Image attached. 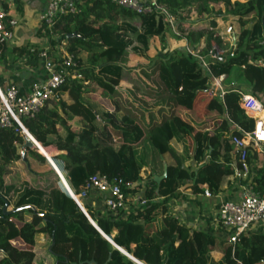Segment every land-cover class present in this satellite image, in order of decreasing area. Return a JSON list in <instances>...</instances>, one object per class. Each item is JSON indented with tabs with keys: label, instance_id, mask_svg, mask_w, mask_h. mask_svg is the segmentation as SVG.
Wrapping results in <instances>:
<instances>
[{
	"label": "trees",
	"instance_id": "obj_1",
	"mask_svg": "<svg viewBox=\"0 0 264 264\" xmlns=\"http://www.w3.org/2000/svg\"><path fill=\"white\" fill-rule=\"evenodd\" d=\"M157 1L167 7L179 30L190 19L191 10L197 16L220 15L222 11L216 5H222L225 13L236 17L240 28L236 43L231 46L234 56L210 63L211 75L183 49L173 48L158 57L152 69L127 71L124 76L123 66L130 51L148 57L151 38H158L162 48L168 49V33L170 37L179 36L155 13L138 14L106 0H75L79 12L61 15L52 33L58 36L53 44L64 40L65 52L75 63L67 68L68 72H77L82 78L69 77L55 96L34 117L23 118L22 124L40 145H52L61 151L57 159L65 164L69 185L76 194L86 189L93 175L101 174L109 179L138 182V186L124 189V194L131 199L144 186L145 202L127 212L119 209L101 213L83 198L96 229L67 193L58 188L33 189L21 180L14 163L21 159L24 136L15 129L1 128L0 193L19 210L5 215L0 199V264H88L90 260L95 264H135L104 236L145 264H264V231L242 233L232 247L213 233L187 227L167 208L168 200L183 184L195 194H218L224 183L226 190L240 185L264 193V142L260 151L248 149L247 176L235 174L234 162L240 173L242 167L230 139L243 137L255 126L254 119L240 105L241 93L246 90H229L222 97L210 91L213 77L222 73L229 76L236 68V76L245 83L247 91L264 95V0ZM1 5L6 10L4 0ZM134 19L139 20L138 27L133 24ZM71 33L77 36L68 37ZM38 34L50 36L49 30L41 26ZM202 37L205 47L197 51L201 55L206 54L211 42L230 47L213 30H190L186 39L194 50ZM133 42L137 45L129 49ZM27 46L14 48V52L25 55L27 66H37L40 48ZM0 49L1 64L7 62V45ZM124 78L126 83H122ZM90 92L102 95L105 124L101 128L88 102L92 99ZM204 110V118L195 131V117ZM135 119L139 126L134 124ZM213 120L217 122L211 127ZM108 123L122 136L118 147L113 146ZM176 134L185 140L193 136L187 155L192 154L198 163L194 169L183 167L179 153L170 144ZM26 154L37 162H45V157L35 150H27ZM165 154L174 163H167V175L157 184L153 176L158 164L166 159L161 158ZM144 167L151 172L142 178ZM161 196L164 199L160 203ZM161 204L162 214L147 235L150 226L146 224L153 221ZM25 205L36 210L24 208ZM40 235L48 244L37 248ZM220 243L225 244L222 258L215 261L211 253Z\"/></svg>",
	"mask_w": 264,
	"mask_h": 264
},
{
	"label": "built area",
	"instance_id": "obj_2",
	"mask_svg": "<svg viewBox=\"0 0 264 264\" xmlns=\"http://www.w3.org/2000/svg\"><path fill=\"white\" fill-rule=\"evenodd\" d=\"M106 1L119 7L130 9L138 14L155 13L157 17L159 15L162 16L164 21L171 25L175 21L167 7L158 3L157 0ZM78 12L75 0H48L40 15L41 27L49 30L50 33L49 37H44V46L38 53L40 58L38 65L41 68L40 70L45 73L43 80L33 84L28 93H21L13 84L7 85L5 88L0 86V129L8 128L19 131L23 136H28L36 148H40L41 145L28 133L22 124V119L34 117L44 103L55 96L58 89L69 77L70 79L82 78V75L77 72L71 74L68 72L67 68L75 63H73L72 57L65 52L64 40L53 44V41H57L58 36L52 33V28L61 15L76 14ZM5 16L4 9L0 8V46L9 43L13 37V32L5 25ZM231 30V27H228L227 32L230 33ZM188 32L189 30L186 29L181 33L187 43L186 37ZM185 48V54L190 55L198 61L211 75L212 69L210 63H221L227 55L230 57L234 56L232 48L224 49L216 42H211L204 55L195 52L189 45ZM213 79L216 78L213 77ZM240 105L245 113L255 121L252 132L245 133L240 138L232 136L230 139L234 147L233 151L237 154L238 162L242 167V172L240 173L236 168L235 174L238 177H243L248 174L249 170L246 162L249 145L253 144L255 146L264 142V95L259 91L241 93ZM19 154H24L21 148ZM136 185L137 182L134 181H124L121 178L109 179L106 175L95 174L89 179L85 190L78 194L71 188L70 190L79 201L86 198L90 192L100 194L103 196L104 211L116 212L119 209L125 210L126 206L129 207L131 204H134L132 201L136 194L129 199L125 196L124 189H132ZM204 193L207 196L210 195L207 191ZM144 202V199H140L138 204H143ZM217 218L220 227L224 231L227 243L233 247L240 234L255 231V229L258 230L264 226V193L244 188V193L240 198L220 203L217 209Z\"/></svg>",
	"mask_w": 264,
	"mask_h": 264
},
{
	"label": "crops",
	"instance_id": "obj_3",
	"mask_svg": "<svg viewBox=\"0 0 264 264\" xmlns=\"http://www.w3.org/2000/svg\"><path fill=\"white\" fill-rule=\"evenodd\" d=\"M47 2L48 0H16V1L4 0V3H6V10H4L6 13L5 25L8 29H10L13 32V37L11 41L6 44L7 62L3 61L0 64V79H1L0 86L2 88H5L7 85L13 84L20 90L21 93H28L33 84L43 80L45 73L42 70H40L41 68L39 67V65L34 67L27 66L26 65L27 59L25 60V55L15 54L14 48L18 49L21 47H28L27 45L31 47H38L40 48V50L43 48L45 39L43 36L39 35L38 33H39V28L41 26L40 15L43 9L45 8ZM1 3L2 0H0V8L4 9ZM216 8L221 9L222 13L220 15L203 14L201 16H197L196 11L194 9L191 10L189 16L190 19L193 20L192 23L193 27L191 26L189 19H186L183 25L184 27L181 29V31L177 29V25L175 22L172 25L169 23L175 35L178 36L179 33L177 32H180L179 35L182 38L180 41L183 42V46L186 47L187 45H189V43H187L184 40L183 36L181 35V33L184 30L186 29H188L189 31L201 30L203 31V33H206L208 30H213L215 34H218L221 37V39L225 43H228V45L230 46V47H223L224 49L232 48L231 46H233L236 43V33H237L236 27H234L235 25L232 24H228V25L226 24V23H230L231 20L227 18L229 14L224 12V7L222 5H216ZM158 18L159 17H157V19ZM134 20L132 22H134ZM213 24H215V26H213ZM134 25L136 27L139 26V24L138 25L134 24ZM228 27H231L232 29L230 33L227 32ZM204 41H205V37H202L200 43L199 44L196 43L193 46V48L196 47V49H194L195 52L205 47ZM236 75H237L236 68H234V70L231 72L229 76H227L225 73H222L218 78L213 80V84L211 85L210 91L214 93V95L218 94L220 97L226 91L229 90L241 89L244 91L246 90L245 92L243 91L244 93H252L250 91H247L248 88L245 86V83H243L241 79H238ZM126 82H127V78H124L122 83H126ZM122 86H123L122 88L125 89V86L124 85ZM204 113L205 110L201 112L200 116H198V114L196 115L195 126H194L195 131L198 129L201 120L204 118ZM215 122L217 121L213 120L211 122V127L215 126ZM193 140H194L193 136L185 140L183 137L176 134L175 137L170 141V144L179 153V157L182 160L183 167L186 169H194L198 165V163L193 159L192 154L191 157L187 155L190 147L193 144ZM175 144L177 145V147ZM53 147L54 149H56L55 146L52 145L49 146V148L51 149H53ZM184 148L185 150L187 149L185 153L182 152ZM249 148L252 149L257 148L260 151L262 149V142L255 146L251 144L249 145ZM180 153H182V155H180ZM161 158H166V154ZM186 161H189L188 165L185 164ZM170 162L171 161L168 159V163ZM246 176L247 174L243 177L245 178ZM141 177L145 178L146 177L145 173L142 172ZM229 179H231V177ZM227 180L228 178L226 179V181ZM22 181L26 182L24 180ZM138 184L139 183L137 182L136 186H138ZM186 187L187 184L179 185V187L177 188V193L168 200L167 208L170 214L175 218H177L182 224L186 225L187 227L191 229L201 230L207 233H213L214 235L220 237L222 240H224L227 243L226 236L224 235V231L220 227L217 218V208L220 205V203L223 201L235 200L240 198L244 193V187L238 185L235 189L232 188L226 190V183H224L221 186L222 188L221 192L213 195L210 194L209 196L205 195V193H199V194L192 193ZM95 194L97 193L90 192L89 195L84 199V201L89 207L102 213L104 211L103 199L101 198L97 199V196ZM140 199H144V186L140 187V191L133 198L132 202L134 204H131L129 207L126 206L124 211L127 212V210L131 209L133 206L138 204V201ZM163 199H164L163 196L159 197L160 203L162 202ZM162 204L159 205V208L155 211L154 213L155 216L153 221L146 224L150 226L147 235H149L152 232V230L155 228L162 214L161 213ZM123 250L127 254L132 255L128 253L125 249ZM211 257L215 261L221 260L222 251L220 244H218L217 248L211 253Z\"/></svg>",
	"mask_w": 264,
	"mask_h": 264
},
{
	"label": "rangeland",
	"instance_id": "obj_4",
	"mask_svg": "<svg viewBox=\"0 0 264 264\" xmlns=\"http://www.w3.org/2000/svg\"><path fill=\"white\" fill-rule=\"evenodd\" d=\"M228 14L229 15L227 16V18L231 21H230V23H226V24L227 25L228 24L235 25L234 27H236V30L239 33V31H240L239 24L236 20H234L236 17L230 13H228ZM188 18H190V17H188ZM189 22H190L191 26L193 27V24H192L193 20L189 19ZM133 24L138 25L139 20L135 19ZM177 33L180 34V32H177ZM179 34H178V36L180 39L175 38V37H170V35L168 33V39L170 38L168 40V42H169L168 49L162 48V46L159 44L158 38H156V37L151 38L149 41V47L150 48H149V51L147 52V54L149 55L148 57L143 56V55H139V54H135L133 51H130V56L128 58V61L123 66V75L126 76L127 71H134L136 69L142 70V69H145L147 67L149 69H152L154 67L153 62H155L157 60V58L160 57L161 55H163L167 50H172L173 48L174 49H180V50L186 49L185 46H183V42L180 41L182 38ZM132 45H137V42H133L128 48L130 49ZM190 47H191V45H190ZM97 91H100V93H101V90L98 88H97ZM93 93L94 92H90L89 95L92 96V99H90V101H88V102L91 104V106L94 109V113L97 115V120H98L97 126L99 128H101V126L103 124H105V120H104V117L102 115V112L104 110V104H103L102 100L100 99V98H102V95L94 96ZM134 114H135V116L138 117V114H136V113H134ZM134 124L138 125V126L140 125L138 123V119L134 120ZM76 125H80V124L76 123ZM79 127L80 126H77V128H79ZM108 129L111 133L113 146L118 147V145H120L123 142L121 134L114 131V129L111 127V124H109V123H108ZM176 147H177V145H176ZM137 148H139L138 145H136V149ZM36 151L45 156V162L44 163H40V162L32 160L27 154H25V158H26L25 161L18 159L14 163L15 167L19 169V170L18 169L17 170L20 171L22 180L26 181L33 189L48 191L51 188H58L61 191L67 193V189L71 188L69 185V181H68V172L65 168V164L60 159H57V155H59L61 152L58 151L57 148L54 149V147H53V149H51V148H46L42 145L40 146V148H36ZM186 151H187V149L185 150V148L182 150V152H184V153ZM180 155H182V153H180ZM168 159L171 161L170 163H174V160L170 159L169 157L164 159V161L162 163H159L157 168H156V171H157L156 174L157 175H160L162 173L163 163L167 164ZM189 161H186L185 164L188 165ZM145 169H147V170H145ZM142 172L145 173L146 176H148V175H150L149 173L151 172V169L149 167H144L141 170V173ZM91 193H93V192H91ZM95 195L97 196V199H100V198L103 199V197H101L100 195H98V194H95ZM80 202L82 204H84L83 200H80ZM12 208L13 207L10 204L9 209H12ZM259 230L264 231V226H262ZM46 243L48 244L47 239L44 238L42 235H40L38 238V241L36 243L37 244L36 247L37 248L44 247V245H46ZM224 245H225L224 243L223 244L220 243L221 248L224 247ZM45 248H46V246H45ZM43 263L47 264L49 262L45 261Z\"/></svg>",
	"mask_w": 264,
	"mask_h": 264
},
{
	"label": "water",
	"instance_id": "obj_5",
	"mask_svg": "<svg viewBox=\"0 0 264 264\" xmlns=\"http://www.w3.org/2000/svg\"><path fill=\"white\" fill-rule=\"evenodd\" d=\"M263 30H264V25H263ZM68 37H73V36H77L76 33H71V34H68L67 35ZM35 145L33 143V141L28 137V136H24V143L23 145L21 146V149L24 151V154L21 155V159L23 161L26 160L25 158V154H26V151L27 150H35ZM234 166H235V169H236V162H234ZM167 175V164L166 163H163V170H162V173L160 175H157L155 174L153 176V179L155 180V182L157 184H159L161 182L162 179H164ZM68 195L76 202L77 206L79 207V209L82 211V213L88 218V220L92 223V225H94V227L96 229H98L97 225L91 220L90 216L88 215L85 207H84V204H82L78 199H76V197L73 195L72 191L70 189H68ZM73 195V196H72ZM0 199L3 200L4 202V205L2 207V212L6 215V214H9L11 212H14V211H17L19 210V208H13V209H9V206H10V203L9 201L3 197L0 193ZM23 208V207H21ZM24 208H27V209H30L32 211H35V207H33L32 205H25ZM39 216H42V214H39ZM115 248H117L119 251L123 252L125 255H127L130 259H132V261H134L135 263L137 264H144L143 262L141 261H138L137 259H135L132 255H129L127 254L123 249H121L120 247H118L110 238H108L107 236H104ZM53 244V241L51 243V245ZM88 264H95L94 260H90L87 262ZM71 264H76V263H71ZM78 264H83V262H80Z\"/></svg>",
	"mask_w": 264,
	"mask_h": 264
},
{
	"label": "bare ground",
	"instance_id": "obj_6",
	"mask_svg": "<svg viewBox=\"0 0 264 264\" xmlns=\"http://www.w3.org/2000/svg\"><path fill=\"white\" fill-rule=\"evenodd\" d=\"M263 136H264V134H263Z\"/></svg>",
	"mask_w": 264,
	"mask_h": 264
}]
</instances>
